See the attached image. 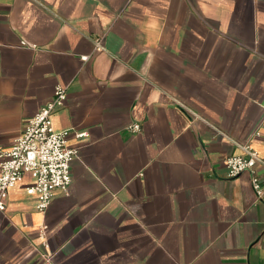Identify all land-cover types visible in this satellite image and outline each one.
Segmentation results:
<instances>
[{
    "label": "crops",
    "instance_id": "obj_1",
    "mask_svg": "<svg viewBox=\"0 0 264 264\" xmlns=\"http://www.w3.org/2000/svg\"><path fill=\"white\" fill-rule=\"evenodd\" d=\"M56 85L70 182L8 190L0 264H264V0H0V148Z\"/></svg>",
    "mask_w": 264,
    "mask_h": 264
},
{
    "label": "built area",
    "instance_id": "obj_2",
    "mask_svg": "<svg viewBox=\"0 0 264 264\" xmlns=\"http://www.w3.org/2000/svg\"><path fill=\"white\" fill-rule=\"evenodd\" d=\"M98 50L99 40L94 41L93 52ZM88 57H83V61ZM65 90L64 86L56 85L51 99L27 120L22 132L11 145L6 149L0 148V213L5 210L8 190L19 182L24 174L32 179V185L26 188L25 192L35 196V210L39 213H43L47 208L54 191H66L70 182L69 164L75 157L76 150L66 146L68 131H54L50 122L51 113L64 104ZM127 130L135 133L139 126L130 124ZM75 136L81 138L84 134L78 133ZM256 137L257 131L250 139ZM239 148L240 155L228 156L223 160L227 177L235 178L242 173H248L250 187L259 197V183L253 171L259 158L249 143Z\"/></svg>",
    "mask_w": 264,
    "mask_h": 264
}]
</instances>
